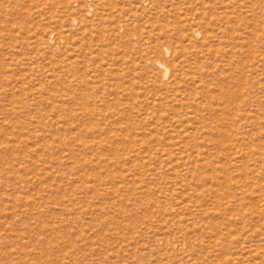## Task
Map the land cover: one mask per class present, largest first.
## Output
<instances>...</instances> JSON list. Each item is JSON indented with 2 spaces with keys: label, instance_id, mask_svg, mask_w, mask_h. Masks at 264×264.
<instances>
[{
  "label": "rangeland",
  "instance_id": "rangeland-1",
  "mask_svg": "<svg viewBox=\"0 0 264 264\" xmlns=\"http://www.w3.org/2000/svg\"><path fill=\"white\" fill-rule=\"evenodd\" d=\"M8 263L264 264V0H0Z\"/></svg>",
  "mask_w": 264,
  "mask_h": 264
},
{
  "label": "bare ground",
  "instance_id": "bare-ground-1",
  "mask_svg": "<svg viewBox=\"0 0 264 264\" xmlns=\"http://www.w3.org/2000/svg\"><path fill=\"white\" fill-rule=\"evenodd\" d=\"M158 65L163 69V71L165 72V76L167 75V73H168V69L167 68H165L164 66H162V64L161 63H158ZM42 257H44V255L42 256ZM41 257V258H42ZM47 257V256H46ZM37 258V257H36ZM45 258V257H44ZM39 260H40V258H39ZM37 261V260H36ZM37 262H39V261H37ZM50 262V261H49ZM43 263V262H42ZM41 263V264H42ZM48 263V262H47ZM9 264V263H8Z\"/></svg>",
  "mask_w": 264,
  "mask_h": 264
}]
</instances>
